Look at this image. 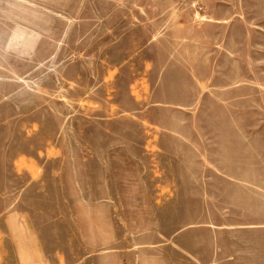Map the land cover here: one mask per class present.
I'll use <instances>...</instances> for the list:
<instances>
[{
	"label": "rangeland",
	"instance_id": "374dc122",
	"mask_svg": "<svg viewBox=\"0 0 264 264\" xmlns=\"http://www.w3.org/2000/svg\"><path fill=\"white\" fill-rule=\"evenodd\" d=\"M0 264H264V0H0Z\"/></svg>",
	"mask_w": 264,
	"mask_h": 264
}]
</instances>
